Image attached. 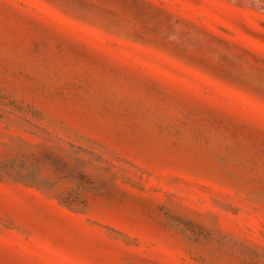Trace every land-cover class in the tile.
<instances>
[{
  "label": "rangeland",
  "instance_id": "obj_1",
  "mask_svg": "<svg viewBox=\"0 0 264 264\" xmlns=\"http://www.w3.org/2000/svg\"><path fill=\"white\" fill-rule=\"evenodd\" d=\"M0 264H264V0H0Z\"/></svg>",
  "mask_w": 264,
  "mask_h": 264
}]
</instances>
